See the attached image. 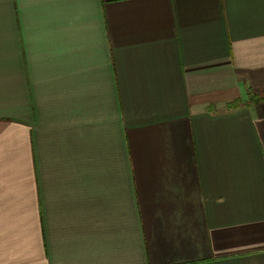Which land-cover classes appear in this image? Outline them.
<instances>
[{
    "label": "crops",
    "instance_id": "1",
    "mask_svg": "<svg viewBox=\"0 0 264 264\" xmlns=\"http://www.w3.org/2000/svg\"><path fill=\"white\" fill-rule=\"evenodd\" d=\"M0 264H264V0H0Z\"/></svg>",
    "mask_w": 264,
    "mask_h": 264
}]
</instances>
